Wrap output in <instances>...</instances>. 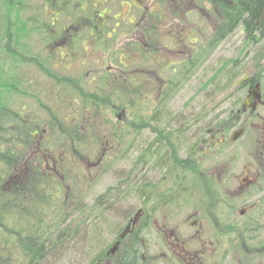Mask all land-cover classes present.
Returning <instances> with one entry per match:
<instances>
[{
  "label": "trees",
  "instance_id": "16d2710c",
  "mask_svg": "<svg viewBox=\"0 0 264 264\" xmlns=\"http://www.w3.org/2000/svg\"><path fill=\"white\" fill-rule=\"evenodd\" d=\"M85 1L39 0V3L36 4L33 0H0V264L15 261V259L18 260L19 264H46L51 258H55L53 260L55 262L65 261V257L72 259L76 257L77 252L71 251L74 250L72 244L78 241H80L81 246L87 247L88 255L93 254L94 256L88 264H95L100 251L110 244L101 240L103 230L112 231L116 236L125 227V223L121 222L118 223L116 229H113L114 227L112 228L105 218L102 223L98 216V207L102 203L107 202L109 206H114L112 205L114 203L109 201L111 194L103 196L101 199L95 198V201L90 205L86 202L83 193L65 191L64 179L58 178L57 175L60 174V170L65 169L64 166L68 162L66 160L68 151L62 156L57 151V147L60 145H56L50 140L53 132H57L56 128L48 125L43 135V128L40 124L33 123L29 116H23L21 112L9 106L14 97L24 96L33 99L36 96L31 92L33 80L19 74V69L26 65H32L50 81L55 91L53 97L56 101L60 95H65L66 89L69 90L71 85L69 79L61 74L66 69V64L63 62L66 61L69 51L76 52L77 50L83 54L85 37L93 40L95 49L105 50L103 52L110 54L104 62L113 63L111 64L113 69L116 68V70L123 72L128 66L127 63L130 61L134 63L138 58L139 61L145 62L143 58L146 55L141 40L128 41L124 46H118L114 51L110 50L118 44L117 33L112 34L110 32L123 28L129 22L125 18L122 19L123 17L110 13L103 16L102 25L101 22L97 23L93 19L97 6L102 7L108 0H89L91 9L94 11L91 16L88 14L90 13L87 11L88 8L85 10V6H83ZM127 1L131 5L130 0ZM243 4L245 7L241 16L244 18L246 31L253 30L259 36H264V0H251ZM131 6L137 11L133 12L134 17L146 12L145 5L141 9L134 5ZM26 10H29V14H26ZM99 13L97 11V18ZM151 14L156 15L157 12ZM91 19H93V23L89 24ZM62 21L66 23L61 25ZM114 23H117L118 27L114 28ZM97 29H101L102 32L100 39H98ZM31 37L40 41L49 51L44 57H40L39 54L31 51L30 44L27 42ZM107 39L108 42H105ZM57 52L59 55H56ZM83 59L81 65H84ZM201 59L198 61L196 55L191 62L180 66L179 69L168 68L167 66L165 72L168 70L173 73L175 78L165 79V89L162 91L160 100H166L170 97V91L180 87L183 81L190 80L196 69H199L206 62V58ZM218 74V72L212 74L207 82L202 85L203 88L208 89L213 83V90L218 94L221 93L224 88L223 82H226L228 76L223 73ZM99 75L100 83L104 85L106 91L102 90L101 94L97 93V96L95 94L96 97H93L88 96L80 89L78 95L83 106L89 104V101H92V104L96 101L103 109L110 110L112 102L108 97L110 94L108 87L114 90L116 83H123V81L128 83L135 80L130 77L132 74L129 77L119 78L110 69L104 70ZM180 77L185 78L182 79L181 83ZM142 78L140 75L139 79ZM215 81L221 85L215 86ZM217 104L218 102L215 103V105ZM164 106L165 104L162 105L161 103L156 109L151 110L145 119L141 113L132 116L134 121L131 122V127L134 130L137 129L139 132L148 128L154 135L149 143L138 150L139 158H136L132 164L135 168L137 164H139L137 167L144 165L143 159L145 157L146 160L148 158V160L153 159L152 166L155 164L157 166L161 159L168 160L169 149L164 143L178 141L174 131L175 125L177 126V123H174L177 119V117L175 118L176 114L172 116L165 114ZM182 123L184 124V121ZM49 124L51 125V123ZM187 125L194 127V129H187L188 137L190 130L199 134L194 133L193 136L199 137L204 134L199 121H189ZM69 130V134L72 136L71 142H77L80 147L86 146L89 139L96 138L94 134L87 138V130L83 131L79 123L74 127H69ZM57 134L64 139L63 134L59 132ZM124 135L127 139L125 146L123 144L113 152L109 151L110 146L100 150V155H104L106 152V162L102 159L101 173H106L107 167L115 165L119 161L127 162L128 153L136 149L134 139L129 140L128 134ZM187 140L183 135L179 140L180 149H185L183 142ZM198 141L197 138L194 143L196 144ZM96 142L98 145L101 139L99 140L97 137V140H91V144L94 146ZM73 146L74 151L77 150L75 144ZM31 148L32 151L36 148L41 153L37 155V162L26 160L27 151ZM172 149L174 151L175 148L172 147ZM108 153L109 155H107ZM157 157L159 158L157 159ZM39 161H46V163L49 161L51 165H40ZM143 180L142 177L136 179L128 190L126 187L127 177L125 176L123 184L119 185L121 189H117L119 188L117 185L108 190L107 194L112 190H119L118 193L123 195L122 199L126 200L127 191H131L132 199L141 205L147 192L146 184L142 183ZM76 182L74 181L73 185ZM77 186L81 188L78 184ZM89 217L97 218V224L90 218V222L93 224L88 225L86 222H88ZM135 249L140 253L143 251V247L138 241L135 242Z\"/></svg>",
  "mask_w": 264,
  "mask_h": 264
},
{
  "label": "flooded vegetation",
  "instance_id": "af4514ba",
  "mask_svg": "<svg viewBox=\"0 0 264 264\" xmlns=\"http://www.w3.org/2000/svg\"><path fill=\"white\" fill-rule=\"evenodd\" d=\"M192 1L183 4L187 7L185 18L192 17L193 11L205 17V22L214 17V36L208 38L210 49L214 50L240 30L241 42L230 46V50L237 46L238 55L224 61L223 69L231 70L223 82L222 93L226 92L227 96L212 109L199 110L189 118L177 116L174 131L178 141L164 143L169 149L168 160L160 158L157 166L151 165L153 159L146 160L142 167L128 165L127 189L142 177L147 187L146 198L140 206L127 205L124 229L100 251L95 264H264V65L258 64L263 56L264 36L253 30L246 31L241 12L245 7L243 3L251 0H195L197 4ZM174 2L159 0L155 2L158 8L150 10V5L145 4L147 14L140 21L141 37L132 40L142 41L145 62L139 58L135 62L145 66L154 64L153 54L157 52L187 53L185 61L168 66L177 68L196 57L201 47L199 41L206 38L203 37L204 40L191 28H180L179 15L165 9ZM103 16L98 14L99 19ZM124 18L133 25L131 16ZM176 27L181 29L177 34ZM110 33L116 34V31ZM101 34V29H97L98 39L102 38ZM182 37L191 38L189 45H178L177 40ZM165 39L172 44L165 45ZM181 48L189 50L185 52L179 50ZM251 51L253 57L247 59L246 54ZM159 68L163 74L167 63L159 62ZM150 70L141 75L145 80L143 84L153 81ZM157 83L163 84L165 79L159 78ZM221 106L223 108H219ZM189 121H199L204 134L188 137L187 129H194L187 125ZM146 130L153 135L148 128ZM183 135L188 140L185 149H180L179 140ZM197 138L199 141L195 144ZM145 172L150 173L151 178L170 174L173 189L156 194ZM115 192L123 201L119 190ZM127 193L126 200L132 199L131 191ZM187 203L190 209L183 212ZM161 206L164 210L156 219L154 216ZM115 208L120 211L119 206ZM153 217L155 223L151 221ZM151 225L158 227L157 241L167 240L168 245L160 246L155 241L152 244L150 239L142 238L147 229V234L150 228L156 229ZM137 241L145 247L141 253L135 249ZM157 248V253H153Z\"/></svg>",
  "mask_w": 264,
  "mask_h": 264
},
{
  "label": "rangeland",
  "instance_id": "374dc122",
  "mask_svg": "<svg viewBox=\"0 0 264 264\" xmlns=\"http://www.w3.org/2000/svg\"><path fill=\"white\" fill-rule=\"evenodd\" d=\"M156 1L159 0H130V3L131 5L139 7L140 9L145 4L150 5L148 8L150 10L158 8L157 4L155 3ZM193 1L194 4H197V1ZM33 2L37 4L39 3V0H33ZM176 2H179V4H176ZM185 2L187 3V0H175L173 4L169 5L170 8L167 7L165 9L168 11V13H177L179 15V17L177 18V23L181 24L179 25L181 29L184 30L191 28L193 32H198L201 38H206V40L205 38H203L205 41H199V45H201V47L198 48L199 51L197 53L198 61L200 58H206V62L203 63L199 69H196L190 80L186 82L183 81L181 83L182 79L185 78L180 77L181 85L183 83L184 84L182 86L180 85V87H178L177 89L170 91V97L164 101L163 99L160 100V93H162V91L165 89L163 88L164 83L158 84L157 82L159 78L169 79L175 78V76H173V73L169 72L168 70L162 74V69L159 68V62L167 63V66H170V63L173 64L185 61V57L188 56L187 53L157 52L153 54L154 64H148L147 66H145L142 63H133L130 61L129 63H127V68L123 70V72H121L119 70L116 71L115 69L111 68V64L113 63L104 62L110 54L103 52L105 50L99 51L95 49L93 40L85 37L83 42V54L81 52H77V50L76 52L69 51V54L67 53L66 62L64 63L66 64L67 68L63 70L61 74L64 75L66 79H69L71 86L69 87V90L66 89L65 95L59 96L58 101H56L53 97V92L55 91L50 84V81L46 79L42 74H40L35 69V67H33L32 65H26L22 66L19 69V74L21 76L29 80H33L31 84V92L36 94V96L33 99L31 97L26 98L24 96L20 98L14 97V99L10 101L9 106L16 111L21 112L23 116H29L32 119L31 121L33 123L37 122L38 125L40 124L41 128H43V135L46 132L48 125L51 127H55L57 132L64 135L63 139L59 137L57 132L55 131L53 132L50 139L56 145H60L57 147V151L62 156H64L65 152L68 151V154L66 155V160L68 162H66L64 166L65 169L63 171L60 170V174H58L57 176L58 178L64 179L63 186L65 191L83 193L85 195L86 202L90 205L95 201V198L97 199L99 196L106 195V191L113 189V187H116L117 185H122L125 174L127 173V168H129L128 165L130 163L133 164V162L136 161V158H139L140 153L138 150H140L142 146H145L148 141L152 139V135L149 133V131L140 130L139 132H137V129L134 130V128L131 127V122L134 121L132 116L141 113L144 117L142 118L145 119V117L151 113V110L153 111L162 103V105L165 104V106L163 107L165 114H169L171 116L173 114H176L175 118L177 116H180V118H189L199 110L206 111L208 109H212L213 105L216 102H222L223 98L227 96L226 92L222 93L221 91V93L219 94L216 93L213 90V83H211L208 89L206 87L203 88L202 85L205 84L211 77V75L215 74L216 72H218L219 74L223 73L225 75H228V73L231 72V70L223 69V67L226 66V62L224 61L238 55L236 54L237 46H235L231 50L230 46L233 43L237 44L238 42H241L240 30L234 33L233 36L230 37L227 41H224L217 45V48H215L214 50L210 49L208 38L214 36V29H212V24H214V17H211V21L205 22V17H203L202 15H198L197 11H193L191 12L192 17L185 18L184 14L187 10V7L183 6ZM84 3L85 5L83 4V6H85V10L88 8L87 11H90V13L87 12L88 14H90L89 16L93 15L94 11L91 9L89 0H86ZM131 5H129V2L127 0H108L107 3H105L102 7L98 5L96 8V10L103 15L110 13L119 17L131 16L130 21H133L134 19L133 25L130 23L123 28H118L116 30L118 36V44L112 47L110 49L111 51L116 50L118 46H124L128 41H132L135 39L137 40L139 37H141L140 21H142L143 15L144 17L146 16L147 11L143 14H139L136 17L138 19L135 20L132 14H134L133 12H135L136 9ZM174 8L177 9L173 11ZM97 11L93 19H95V21L99 23L102 21V19L97 18ZM27 13L29 14V10H26V14ZM93 19H91L88 23L92 24ZM65 23L66 22L62 21L61 25H64ZM189 23L192 25H190ZM180 28L176 27V34L178 30H181ZM206 32H208V34ZM189 37H191V34L189 35ZM190 40L191 38L182 37L180 40H177V43L178 45L182 44V47H184L185 45H189L188 43ZM27 42L30 44L31 51L33 53L39 54L40 57H44L45 54L49 52L47 48H45L44 45H42L40 41H38L34 37H31ZM164 44L171 45L172 41H170L169 39H165ZM179 50L188 52L189 49L181 48ZM253 53L254 52L251 51L250 53L246 54L248 55L247 59L253 57ZM243 54L244 51L240 53V55ZM56 55H59V52H57ZM257 55H259V53ZM261 55H263L260 58L261 63L258 64L263 66L264 51H262ZM82 59L84 61V65L80 64ZM188 60L189 59H187V61ZM179 67L180 66H178L177 69H179ZM106 69H110L119 78L129 77V75L132 74L130 77L134 78L135 81L128 83L126 81H123V83H116L114 84V90H112L111 87H108L110 93L108 97L112 102V108H110V110L103 109L100 105L97 104L96 101L93 104L92 101H89V104L83 106L78 95L79 90L81 89L85 94L93 97H96L97 93L101 94L102 90L106 91V88L103 84L100 83L99 80V74L104 72V70ZM147 69H151L149 72H151V78L153 81L143 84L145 82L144 78L139 79V77L140 75H143V73H145ZM186 75H188V73H186ZM219 84L220 83L218 81H215V86H218ZM97 98L99 99V97ZM132 104L134 107L132 106ZM129 105L130 108H128ZM219 108L223 107L221 106ZM49 123H51V125ZM78 123L80 124V128L83 131L87 130V138H90L91 134L96 135V138L89 139L87 145L84 147H80L77 142H71L72 136H70L69 134V127H74ZM174 123L176 122L174 121ZM194 133L196 134V131L190 130L188 132V135L193 136ZM124 134H128L127 138L129 140L134 139V145L136 149L128 153L129 159L127 162L119 161L115 165L107 167L106 173H101L100 166H102L103 161L106 162V152L104 153V155H100V150L104 149L106 146H110L112 150L110 149L109 151L113 152L117 148H120L123 144V146H125V144H127V139ZM97 137L99 138V140L101 139V142H99L98 145L96 142V145L94 146L91 144V140H97ZM183 143L185 144V142ZM73 144H75V147H77V150L75 151L73 148ZM97 150L99 151L98 153ZM27 152L28 153L26 160L37 162V155L41 154L38 149L36 150L35 148V150L33 149L32 151L31 148ZM107 155H109V153ZM98 158L99 164H97ZM143 161L145 163L146 157L143 159ZM46 164L51 165L49 161L48 163H46V161L40 162V165ZM138 165L139 164H137V166ZM56 169L58 168L56 167ZM145 178H149V180H151L149 182V185L153 186V191L156 194L158 193L162 195L164 191H167V188L173 189L174 187V183L170 179L171 176L168 173L161 178H151V174L149 173V175H147V173L145 172ZM74 181H77L75 185H73ZM77 184L81 188H79ZM183 185L188 186L189 182H183ZM116 193L117 192H114L112 194L109 201H112L114 203L112 205L119 206L120 211L113 207L111 208L112 212H108L110 206L107 202L102 203V205L98 207V216L101 219L102 223L103 219L105 218L106 221L111 225V227H114L113 229H116L118 223H125V218L127 216L126 209L128 208L127 205L140 206V204L136 203L137 201L134 199L121 201L117 197ZM173 205L174 203L170 206ZM186 205L187 206L183 210V212L190 209V204L187 203ZM165 206L166 208L168 207L167 205ZM163 210L164 207L161 206L160 211H157L154 217H156L157 219L159 215H161V212H163ZM154 217L151 220L153 223H155ZM90 218L92 221H95L94 223L97 224V218L89 217L88 222H86L88 225L93 224L92 222H90ZM151 226L156 229L150 228L148 234L147 229L142 238H144V240L150 239L152 241V244L155 241L158 242L160 246H163L164 244L168 245L167 240L157 241L158 238L156 237L155 233L158 232V227L154 225ZM114 234V232H109L107 229H105L103 230L101 240L104 243H110V241L114 237ZM72 245L74 246V250L71 251H77L75 254L76 257H73L72 259H68V257H65L66 260L61 262H55L53 261L55 258H51L48 262H46V264H88L94 257L93 254H87V247L81 246L80 241H78L77 243L74 242V244ZM143 249L145 250V247H143ZM157 250L158 248L153 249L152 252L157 253ZM19 251H21V249H19ZM2 263L19 264L17 259L8 263Z\"/></svg>",
  "mask_w": 264,
  "mask_h": 264
}]
</instances>
